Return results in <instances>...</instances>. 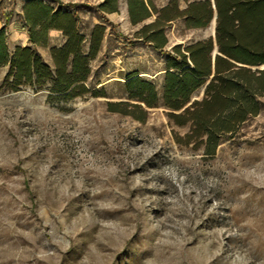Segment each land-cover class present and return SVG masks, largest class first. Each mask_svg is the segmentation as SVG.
<instances>
[{"label":"rangeland","instance_id":"1","mask_svg":"<svg viewBox=\"0 0 264 264\" xmlns=\"http://www.w3.org/2000/svg\"><path fill=\"white\" fill-rule=\"evenodd\" d=\"M27 1L0 3L11 53L31 45ZM44 1L79 10L87 55L93 28L107 27L87 83L104 92L74 100L51 93V84L16 92L6 81L10 65L0 67V264H264V98L259 116L214 156L179 146L175 133L189 128L164 106L147 109L145 122L109 111L111 102L138 104L127 94L132 76L162 94L174 48L215 38L217 20L189 29L179 19L156 50L136 34L157 16L133 25L127 0L107 15L98 11L104 0ZM150 1L160 10L174 0ZM65 41L51 31L37 51L52 64L51 50Z\"/></svg>","mask_w":264,"mask_h":264},{"label":"trees","instance_id":"2","mask_svg":"<svg viewBox=\"0 0 264 264\" xmlns=\"http://www.w3.org/2000/svg\"><path fill=\"white\" fill-rule=\"evenodd\" d=\"M178 2L174 0L158 10L150 0H127L133 25L157 16L136 34V39L162 50L169 43L166 28L173 22L184 19L189 29H203L217 14L215 38L185 49L181 45L174 48V54L167 59L162 94L153 83L141 77H130L127 94L138 104L111 102L109 111L145 122L147 109L164 106L176 126L189 128L184 136L175 133L176 143L214 156L224 142L237 140L243 125L262 111L264 0L190 2L184 10L179 8ZM61 6L57 9L44 0H28L22 18L31 45L19 46L11 53L5 29L1 30L0 67L10 65L6 81L12 80L9 85L16 92L23 86L41 88L51 84L50 92L63 95L67 100L89 94L99 98L104 90L92 91L87 83L92 74L91 61L101 51L107 27L97 24L93 28L87 55L84 52L86 36L79 28V10L74 4ZM98 11L103 15L117 13L119 0H104ZM54 30L62 32L66 41L51 50L52 64H48L37 48L47 47L49 33ZM203 89V98L194 100V95ZM129 108L138 110L139 116Z\"/></svg>","mask_w":264,"mask_h":264},{"label":"water","instance_id":"3","mask_svg":"<svg viewBox=\"0 0 264 264\" xmlns=\"http://www.w3.org/2000/svg\"><path fill=\"white\" fill-rule=\"evenodd\" d=\"M214 19H215V21L217 20V14L215 15ZM216 54H217V52H215V55ZM263 69H264V67H263Z\"/></svg>","mask_w":264,"mask_h":264}]
</instances>
